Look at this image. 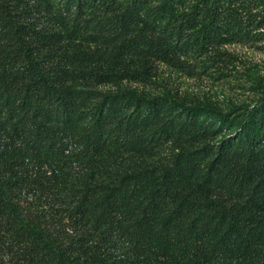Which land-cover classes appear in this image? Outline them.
I'll return each instance as SVG.
<instances>
[{
  "label": "trees",
  "instance_id": "16d2710c",
  "mask_svg": "<svg viewBox=\"0 0 264 264\" xmlns=\"http://www.w3.org/2000/svg\"><path fill=\"white\" fill-rule=\"evenodd\" d=\"M262 41L264 0H0V264H264V97L123 84Z\"/></svg>",
  "mask_w": 264,
  "mask_h": 264
},
{
  "label": "rangeland",
  "instance_id": "374dc122",
  "mask_svg": "<svg viewBox=\"0 0 264 264\" xmlns=\"http://www.w3.org/2000/svg\"><path fill=\"white\" fill-rule=\"evenodd\" d=\"M233 56L222 71L195 76L159 65L149 82H124L126 87L149 94L172 93L186 100H201L228 109L253 104L264 97V41L235 42L224 47ZM113 88L112 86H106Z\"/></svg>",
  "mask_w": 264,
  "mask_h": 264
}]
</instances>
